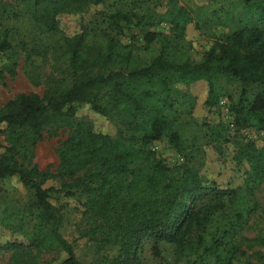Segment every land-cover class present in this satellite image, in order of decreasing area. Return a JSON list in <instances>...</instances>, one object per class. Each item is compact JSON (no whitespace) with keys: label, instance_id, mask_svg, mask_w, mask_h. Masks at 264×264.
I'll return each mask as SVG.
<instances>
[{"label":"trees","instance_id":"16d2710c","mask_svg":"<svg viewBox=\"0 0 264 264\" xmlns=\"http://www.w3.org/2000/svg\"><path fill=\"white\" fill-rule=\"evenodd\" d=\"M105 1L15 0L14 5L0 0V52L12 49L8 21L28 16L42 32L60 38L65 64L80 72L70 84L67 78L50 79L43 96L20 94L0 108V132L9 142L0 153V180L18 176L33 191L30 201L1 219L0 230L13 239L0 245V253H12L16 261L18 254L35 251L34 264H84L61 232L64 210L71 208L82 218L80 238L101 250H118L104 264L138 262L146 240L157 253L161 244L173 246L178 262L235 264L237 239L259 209L256 192L264 183V0H226L230 8L212 16L204 8L178 4L165 12L117 11L110 23L146 30V50L155 54L142 63L129 45L98 29L84 26L71 36L61 30L62 16L83 15ZM209 17H226L233 28L195 59L187 30L200 28ZM163 23L171 26L172 38L151 31ZM27 78L40 86L44 75L29 70ZM195 85L202 87L198 97L190 91ZM229 87L238 89L236 97L229 95L236 134L232 137L223 123L209 125V142L219 154L233 146L230 161L244 169L242 185L221 186L188 162L168 166L148 149L165 138L180 147L182 135L171 111L196 98L216 109ZM85 106L88 113L81 115ZM101 118L114 127L113 134L99 129ZM53 126L71 130L58 172L19 163L22 142ZM252 129L263 135L261 147L242 136V130ZM89 166L94 168L80 174ZM51 180L61 185L48 186ZM53 195L61 196L60 205ZM46 253L65 258L40 263Z\"/></svg>","mask_w":264,"mask_h":264},{"label":"rangeland","instance_id":"374dc122","mask_svg":"<svg viewBox=\"0 0 264 264\" xmlns=\"http://www.w3.org/2000/svg\"><path fill=\"white\" fill-rule=\"evenodd\" d=\"M12 2L15 0H3ZM173 4H178L194 11L204 8L212 16L216 11L219 15L222 10L230 8L226 0H106L97 6H90L83 15H64L60 18V28L66 35H74L81 32L84 26L98 29L109 37L114 38L122 45H129L135 52L136 61L145 62L152 58L154 52H147L146 30L127 25L125 22L110 23L109 17L117 11L142 8L165 12ZM223 7V9H221ZM210 16V17H211ZM208 18L200 28L194 25L187 30V46L190 54L195 59H200L211 50L215 41L232 30L233 25L226 21ZM6 26L10 29V42L12 49L8 52H0V108L20 94L36 93L44 95L48 89L49 80H63L71 83L74 75L80 73L69 63L65 64L62 55L60 38L54 33H44L28 16H22L17 20L11 19ZM165 37L172 38L171 26L163 23L151 29ZM37 70L44 75L40 86H34L27 78V71ZM195 97L202 92L200 85L190 88ZM237 88L229 87L228 96H225L218 108L210 109L201 104L199 98L185 105H177L171 111L175 119V129L181 133L182 145L175 147L165 138L148 146L155 152L157 159L168 166H179L188 162L201 169L202 173L215 179L221 186H240L244 180V169L238 168L230 161L233 154V146L225 148L223 154H219L209 141V125L223 123L229 128V134L233 137L237 128L234 126V117L231 114L230 96L236 97ZM230 95V96H229ZM88 107L81 109L80 113L87 114ZM91 118H97L94 113L88 114ZM99 119V117H98ZM99 129L103 133L113 134L114 127L103 118L98 120ZM71 130L59 126L45 129L36 138L28 137L19 147L18 160L27 168L37 165L42 171L57 173L60 165V150L64 142L69 138ZM245 141H252L258 147L263 145V135L252 130H242ZM8 134L0 132V153L8 144ZM93 166L87 167L84 174ZM59 187V180H51L48 186ZM259 203L258 211L253 215L249 226L240 234L237 245L240 254L237 255L235 264H264V183L256 192ZM33 198V191L25 187L18 176L0 180V221L6 215L12 213L15 208ZM52 202L56 205L62 203L60 195H53ZM65 220L61 232L65 239L74 247L76 258L84 264H104L107 256H114L117 249L101 250L87 239L80 238L79 229L81 215L71 208L65 209ZM13 239L8 232L0 230V245ZM174 248L168 244L159 245V252L154 249V243L146 240L138 262L130 264H190L184 260L178 262L174 257ZM36 252H22L17 260L12 261V253H0V264H34ZM64 254L46 253L38 259L40 263L51 260H64Z\"/></svg>","mask_w":264,"mask_h":264}]
</instances>
